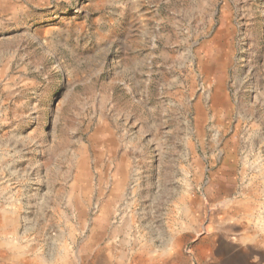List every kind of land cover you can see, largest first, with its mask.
Here are the masks:
<instances>
[{
	"label": "rangeland",
	"instance_id": "374dc122",
	"mask_svg": "<svg viewBox=\"0 0 264 264\" xmlns=\"http://www.w3.org/2000/svg\"><path fill=\"white\" fill-rule=\"evenodd\" d=\"M0 264H264V0H0Z\"/></svg>",
	"mask_w": 264,
	"mask_h": 264
},
{
	"label": "bare ground",
	"instance_id": "6f19581e",
	"mask_svg": "<svg viewBox=\"0 0 264 264\" xmlns=\"http://www.w3.org/2000/svg\"><path fill=\"white\" fill-rule=\"evenodd\" d=\"M221 32H222V31H220V35H221ZM220 35H219V36H220ZM219 36H218V37H219ZM207 61H208V60H207ZM208 64H209V63H208ZM214 64H215V63H214ZM209 67L212 68V66H211L210 64H209ZM218 83H219V82H218Z\"/></svg>",
	"mask_w": 264,
	"mask_h": 264
}]
</instances>
